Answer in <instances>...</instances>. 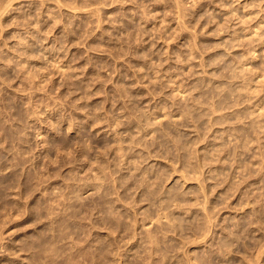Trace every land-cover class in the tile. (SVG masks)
Instances as JSON below:
<instances>
[{
    "label": "clouds",
    "instance_id": "clouds-1",
    "mask_svg": "<svg viewBox=\"0 0 264 264\" xmlns=\"http://www.w3.org/2000/svg\"><path fill=\"white\" fill-rule=\"evenodd\" d=\"M0 264H264V0H0Z\"/></svg>",
    "mask_w": 264,
    "mask_h": 264
}]
</instances>
